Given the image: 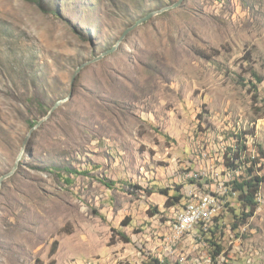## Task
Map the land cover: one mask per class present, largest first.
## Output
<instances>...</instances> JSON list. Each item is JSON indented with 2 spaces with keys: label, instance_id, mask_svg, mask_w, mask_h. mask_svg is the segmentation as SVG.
Segmentation results:
<instances>
[{
  "label": "rangeland",
  "instance_id": "1",
  "mask_svg": "<svg viewBox=\"0 0 264 264\" xmlns=\"http://www.w3.org/2000/svg\"><path fill=\"white\" fill-rule=\"evenodd\" d=\"M175 1L0 0V176L76 68ZM72 88L0 185V264L167 258L165 222L181 202L162 190L182 196L193 172L224 183L234 132H249L252 156L264 151V0H182L83 66ZM260 197L228 262L264 264V182Z\"/></svg>",
  "mask_w": 264,
  "mask_h": 264
},
{
  "label": "built area",
  "instance_id": "2",
  "mask_svg": "<svg viewBox=\"0 0 264 264\" xmlns=\"http://www.w3.org/2000/svg\"><path fill=\"white\" fill-rule=\"evenodd\" d=\"M231 177L223 182H215L216 187H210L206 182L200 181L198 172H193L190 176V183L186 185L183 195L179 199L181 205L172 213V217L165 222L169 230L167 231L164 242L167 249L166 259L170 264H234L228 262V256H232L234 245L242 241L247 231L248 221L239 223L236 226L227 222L226 216L233 206V202L228 197H235L232 191ZM256 199L258 205L261 197L260 191ZM217 224L219 230L226 225L225 232L227 240H220L217 232V243L224 249L216 257L210 252V246L205 240V235L210 233V229ZM205 233L203 236L202 234ZM187 240V242H186ZM237 241V242H236ZM189 245L188 252L184 253L183 247ZM178 247L177 246H180ZM180 248V250H178ZM175 251V252H174ZM184 253V254H183ZM164 259V258H163ZM161 259V261H163Z\"/></svg>",
  "mask_w": 264,
  "mask_h": 264
},
{
  "label": "trees",
  "instance_id": "3",
  "mask_svg": "<svg viewBox=\"0 0 264 264\" xmlns=\"http://www.w3.org/2000/svg\"><path fill=\"white\" fill-rule=\"evenodd\" d=\"M251 75L253 80H251L250 84L251 87L255 88L256 83L261 82V77L255 71H252ZM30 123L32 126L35 124L33 121ZM248 133L249 132H234L231 137L233 141L230 143V146L226 147L223 154V166L232 172L233 178L230 180V185L232 191L235 192V197L239 204L238 213L235 211L234 207H230V211L227 215H231L230 222H232L233 226L247 222L250 216L254 214L256 208L259 206L256 196L264 182V176L259 173L262 166L261 159L264 157V151L258 147L256 155L252 156L249 152V146L247 143ZM238 171H241V173L238 174ZM105 184L107 185V183ZM176 190L179 191V188H176ZM162 191L167 196L169 203H173L170 198L174 201L181 198L180 194L171 196L168 192L166 193L165 190ZM112 230H114L119 237H123L122 232L119 230ZM217 232L223 234L224 231L222 229L219 230L216 224L214 228L210 229L209 234H202L203 236L205 235V240L210 248H212L210 252L214 257L224 249V247L216 241L218 239ZM55 250L56 246H52L50 254H53ZM147 257L149 264H162L163 262L166 264L170 263L169 259L167 260L166 258L161 261L159 257L150 255H147ZM226 257L230 258L228 255H226Z\"/></svg>",
  "mask_w": 264,
  "mask_h": 264
},
{
  "label": "water",
  "instance_id": "4",
  "mask_svg": "<svg viewBox=\"0 0 264 264\" xmlns=\"http://www.w3.org/2000/svg\"><path fill=\"white\" fill-rule=\"evenodd\" d=\"M181 2H182V0H176V1L173 2L172 4H168V5L163 6V7L159 8V9H157V10H152V11L148 12L147 14H145L144 16H141L140 18H138L137 20H135V22H134L133 24H131L130 26L126 27V28L123 30V32H122V34L120 35V37L118 38V40L115 42V44H114L113 46H111V48H108L107 50L101 52L99 55L93 57L92 59L83 62L82 64H80V65L76 68V70H75V72H74V74H73V76H72V80H71V90L69 91L68 95H67L66 97H64V98L57 99V100L54 102V104L51 106V108L48 110L47 114H46L43 118L39 119V120H38L33 126H31V128L29 129L28 133L26 134V136H25V138H24L23 146H22L20 152L18 153V155H17V157H16V160H15V163H14L12 169H11L10 171H8L7 173H5V174H3V175L0 176V185H1L2 181H3L5 178H7L8 176H10V175L15 171V169L17 168L18 163H19V160L21 159V156H22V154H23V152H24L25 145L27 144V142H28V140H29V138H30L32 132H33L34 130H36V129L42 124L43 121L47 120V119L51 116V114L55 111V109H56L60 104H62V103L65 102L66 100H68V99L73 95V88H72V87H73V80H74V78L76 77L78 71H79L83 66H85V65H87V64H89V63H91V62H93V61L99 60L103 55H106V54H108V53L114 51V49L117 47V45L123 40V38L125 37V35H126L129 31H131L133 28H135L136 26H138V25L144 23L145 21H147L148 19H150L152 16H154V15H156V14H159V13H161V12H163V11H166V10H168V9H170V8H174V7L179 6V4H180Z\"/></svg>",
  "mask_w": 264,
  "mask_h": 264
}]
</instances>
